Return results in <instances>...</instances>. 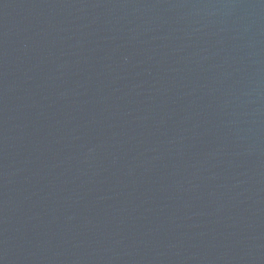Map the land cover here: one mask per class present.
<instances>
[{
	"label": "water",
	"instance_id": "1",
	"mask_svg": "<svg viewBox=\"0 0 264 264\" xmlns=\"http://www.w3.org/2000/svg\"><path fill=\"white\" fill-rule=\"evenodd\" d=\"M0 264H264V0H0Z\"/></svg>",
	"mask_w": 264,
	"mask_h": 264
}]
</instances>
